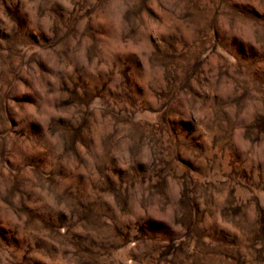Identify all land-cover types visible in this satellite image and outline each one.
<instances>
[{"label":"clouds","instance_id":"9594fccd","mask_svg":"<svg viewBox=\"0 0 264 264\" xmlns=\"http://www.w3.org/2000/svg\"><path fill=\"white\" fill-rule=\"evenodd\" d=\"M0 264H264V0H0Z\"/></svg>","mask_w":264,"mask_h":264}]
</instances>
